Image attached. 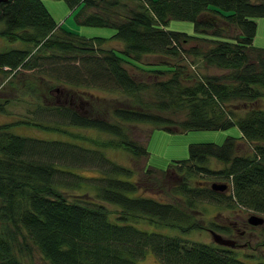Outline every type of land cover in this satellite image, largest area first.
<instances>
[{"label":"trees","instance_id":"16d2710c","mask_svg":"<svg viewBox=\"0 0 264 264\" xmlns=\"http://www.w3.org/2000/svg\"><path fill=\"white\" fill-rule=\"evenodd\" d=\"M65 1L73 11L78 8L74 18L79 24L114 27L116 32L110 38L86 37L59 25L43 0H7L0 4V36L8 41L0 51V73L12 77L42 67L48 60H71V66L60 64L71 86L85 82L89 87L119 93L123 100L118 105L107 99L104 108L91 104L88 113L71 104L53 107L69 126L113 136L93 140L95 147L81 141L82 146L39 141L11 131L15 124L24 123L69 133L60 127L28 120L0 124V264H30L24 259L31 255L33 246L43 264H139L149 251L161 264H264V258L255 253L245 256L254 260L248 263L239 258L235 247L188 237L206 228L198 218L208 209L206 203L264 217V108L258 105L264 98V48L254 46L256 18L264 16V0ZM173 19L193 22V33L169 29ZM232 26L240 30L237 36L226 34ZM114 40L121 44L120 49L106 47ZM197 40L209 41L212 46L203 50L192 44ZM146 55H192L226 72L189 74L178 64L167 63L142 66L140 61ZM124 64L136 65L157 77L170 75L138 80ZM41 69L52 74L51 68ZM85 75L88 79L81 78ZM24 82L26 87L36 85L33 79ZM36 88L31 89V95ZM133 124L151 125V131L237 126L241 137L229 136L222 145L191 144L189 158L159 170L149 166L147 147L130 137ZM241 140L251 144V152L236 154ZM32 142L47 149L48 144H68L95 158L102 155L103 170L87 179L104 182L94 190L65 196L54 177L60 171L57 168L66 172L71 165H55L53 157L30 159L27 149ZM108 147L123 148L138 160L148 155L144 175H140L143 180L134 167L108 161L104 156ZM211 159L224 167L211 168ZM205 175L227 180L230 190H213L212 183L210 187L199 184L198 178ZM82 181L74 185L76 189ZM203 204L207 207L200 209ZM143 223L156 230L141 228ZM210 227L232 233L230 227L215 222ZM259 229L264 236V225Z\"/></svg>","mask_w":264,"mask_h":264},{"label":"rangeland","instance_id":"374dc122","mask_svg":"<svg viewBox=\"0 0 264 264\" xmlns=\"http://www.w3.org/2000/svg\"><path fill=\"white\" fill-rule=\"evenodd\" d=\"M254 1L260 2L261 0ZM43 2L58 24L62 25L67 30H72L86 37L104 38H110L116 32L114 27L79 24L74 18V11H78V8L73 11L65 0H43ZM256 23L257 33L254 38V46L264 48V16L256 18ZM168 28L193 33L194 23L173 19L169 23ZM239 33L240 30L235 28V26L229 27L226 30V34L229 36H237ZM107 44H111L106 46L108 48H121V44L115 40ZM192 44L203 50H207L212 46L211 42L203 40H197ZM9 45L12 46V43ZM5 46H8V41L0 36V51H3ZM185 57L186 58H169L146 55L141 59L140 64L147 67L161 65L163 63L178 64L180 67H183L186 73L189 74H195L198 72L205 75H221L226 72L225 69H221L216 66H208L201 59L194 58L192 55ZM66 63L71 66L73 61L61 59L60 62L55 63H51L50 60L44 62L43 66L45 68H51L52 74H46V71H42L41 68L43 66H36L29 71H21V73L17 76H12L13 74H11L12 77H9L10 75L6 76L5 74L0 73V103L3 105V111H0V124L6 122H16L19 120H28L45 126L63 128L66 131H69L72 135L76 134L82 137V139H91V142L88 140L83 141L76 139L69 133H65L63 131L46 130L38 126L27 125L24 123L15 124L11 128V131L14 134L23 137L35 138L39 141H68L72 142L73 145L75 144L78 146H82L80 144L83 143L85 145H92L95 147L97 145L94 144L93 140L100 141V139L109 140L113 138L110 134L103 132L100 133L95 129L69 126L68 120L60 116L53 109L56 105L71 104L73 107H77L79 111L88 113L91 104H95V106L98 107L101 105L102 108H104L108 104L107 99L113 100L118 105H120L119 103L123 100L122 95L119 93L110 92L106 89H102L101 87L99 88V86L89 87L88 85L86 86L85 82L82 83L83 86H71V80L69 81L67 77H65V73L60 65ZM124 66L129 73L138 80L152 81L155 79H166L170 75H158L159 77H157L150 74L149 71L143 70L136 65L124 64ZM86 76L88 79V75L82 76L81 78L85 79ZM26 79H33L36 85L30 87L27 84L26 87L24 85V81ZM35 87H37L34 93L35 95H31L30 91ZM104 87L106 86L103 84V88ZM98 97L104 98L98 99ZM258 105L264 108V98L258 101ZM183 118L184 116L181 117V120ZM151 128L152 126L148 124H133L129 132L132 139L137 141L143 147H147L149 152L148 160V155L141 157L139 160L135 159L128 155L127 152L120 147L105 148L106 151L104 152V156L108 161L111 159L114 163L134 167L137 177L141 178L140 180L142 181L144 177H141L140 175H144L143 168L147 163L146 160L148 161L149 166H153L159 170H167L172 164H175L176 161L189 158V147L191 144L213 142L214 144L222 145L229 136L235 138L241 136V131L237 126L221 130L188 131L180 128H175L174 131L163 128L151 131ZM79 141H81V143H78ZM47 146L48 149L37 142H32L27 149V155H29L28 157L30 159L32 156H40L43 161L49 157H53L54 161H51H53L55 165H61L58 163H64L66 166L71 165L66 168L67 173L63 172L65 168H57L60 171H56L54 177L55 184L64 191L65 196L70 198L74 195L88 192L89 189L94 190V187H97L99 184L104 182L102 179H87V177L93 178L98 176L97 170H99V172L103 170L100 166L103 162L102 155L97 154V158H95L90 152L82 151L75 147H68L70 146L68 144H64L62 146L48 144ZM251 151L252 147L250 143L245 140L238 141L236 154H247ZM35 152L41 153L37 154ZM81 156L87 158L88 161H84V158ZM76 160L77 163H75ZM107 162H104V165H106ZM209 166L214 169H221L224 167V164L215 159H211ZM198 179L199 184H203L208 187H210V184L213 182L228 184L227 180H217L213 175H205L199 177ZM80 180H83L82 184H79L77 186L79 189H76L74 185ZM229 190L230 188H228L226 192ZM206 204H209L208 207ZM206 204H203L200 207V209H203L204 206L208 208L206 211L202 210L205 213L198 214V218L204 221L206 228L204 230L194 231L189 234V238L196 241L211 243L213 242V238L209 230L212 229L210 225L213 222L225 227L233 228V226H236L237 230L234 231L235 235L232 236L220 230L213 229L222 234L224 237L235 239L237 243L241 244V246L236 247L235 249H237L239 258L242 260L247 261L248 263L254 261L250 258L247 260L244 259L245 256L251 253L257 254L258 256L256 257L264 258V236L262 235L259 226L252 227L248 223V225L246 224L247 218L253 212H242L240 210L237 211L234 209H227L223 206L211 203ZM110 208H112V206H110ZM139 226L150 231L156 230L155 226L146 223ZM240 232H243V235H240ZM24 260H27L30 264H43L44 262L40 252L34 246L32 247L31 255L26 257ZM139 264L161 263L156 259L154 254L149 251L144 258L139 260Z\"/></svg>","mask_w":264,"mask_h":264},{"label":"water","instance_id":"95a60500","mask_svg":"<svg viewBox=\"0 0 264 264\" xmlns=\"http://www.w3.org/2000/svg\"><path fill=\"white\" fill-rule=\"evenodd\" d=\"M6 1L7 0H0V4L3 2H6ZM211 187L213 188V190L225 191V190H227L228 185L226 183L213 182L211 184ZM247 222L253 226L264 225V217H262L258 214H251L247 218ZM210 233L212 235L213 241L216 244L226 246V247H235L236 246L235 240L230 239V238H226L222 234L216 232L213 229H210Z\"/></svg>","mask_w":264,"mask_h":264},{"label":"flooded vegetation","instance_id":"af4514ba","mask_svg":"<svg viewBox=\"0 0 264 264\" xmlns=\"http://www.w3.org/2000/svg\"><path fill=\"white\" fill-rule=\"evenodd\" d=\"M247 223H248V222H247ZM248 224H249V223H248ZM248 224H247V225H248ZM249 225H250V224H249ZM230 228H231V227H230ZM231 229H232V233H231V234H228V233H227V234L230 235V236L235 235L234 231L237 230L236 226H233V228H231ZM209 231H210V230H209ZM240 235H243V232H240ZM230 239H231V238H230ZM233 240H235V239H233ZM235 242H236V240H235ZM239 246H241V244H239V243L236 242V246H235V248H236V247H239Z\"/></svg>","mask_w":264,"mask_h":264},{"label":"crops","instance_id":"0c3cea01","mask_svg":"<svg viewBox=\"0 0 264 264\" xmlns=\"http://www.w3.org/2000/svg\"><path fill=\"white\" fill-rule=\"evenodd\" d=\"M241 137V136H240Z\"/></svg>","mask_w":264,"mask_h":264}]
</instances>
